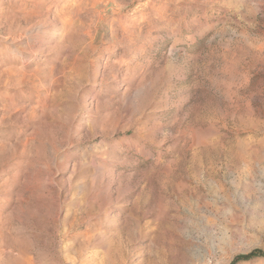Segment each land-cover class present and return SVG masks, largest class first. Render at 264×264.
Returning <instances> with one entry per match:
<instances>
[{
	"label": "rangeland",
	"instance_id": "374dc122",
	"mask_svg": "<svg viewBox=\"0 0 264 264\" xmlns=\"http://www.w3.org/2000/svg\"><path fill=\"white\" fill-rule=\"evenodd\" d=\"M253 251L264 0H0V264Z\"/></svg>",
	"mask_w": 264,
	"mask_h": 264
},
{
	"label": "trees",
	"instance_id": "16d2710c",
	"mask_svg": "<svg viewBox=\"0 0 264 264\" xmlns=\"http://www.w3.org/2000/svg\"><path fill=\"white\" fill-rule=\"evenodd\" d=\"M264 254L260 251H253L248 255L240 256L237 257L232 264H237L238 262H246L250 261L252 259H257V258H263Z\"/></svg>",
	"mask_w": 264,
	"mask_h": 264
}]
</instances>
